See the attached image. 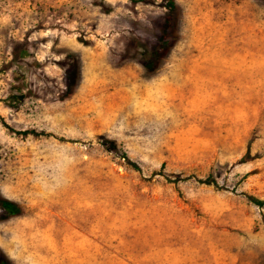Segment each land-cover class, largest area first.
Returning a JSON list of instances; mask_svg holds the SVG:
<instances>
[{"label": "rangeland", "instance_id": "374dc122", "mask_svg": "<svg viewBox=\"0 0 264 264\" xmlns=\"http://www.w3.org/2000/svg\"><path fill=\"white\" fill-rule=\"evenodd\" d=\"M168 1L0 0L5 264H264V0Z\"/></svg>", "mask_w": 264, "mask_h": 264}, {"label": "trees", "instance_id": "16d2710c", "mask_svg": "<svg viewBox=\"0 0 264 264\" xmlns=\"http://www.w3.org/2000/svg\"><path fill=\"white\" fill-rule=\"evenodd\" d=\"M175 12H176V4L173 0H169L167 5V13L163 25V33L160 37L159 47L161 48H167L173 42L172 30L174 29V24H175ZM23 133L24 134L31 133L33 135H38L36 131H24ZM102 144L108 151L118 152L117 145L114 141L109 139H103ZM123 157L126 158V160L129 162V164L132 167H134L137 170H141L139 165L133 161H130V159H128L126 154H124ZM249 160H251V157H250V153L247 152V154L243 157L242 161H249ZM199 182L208 185L217 186V183L213 178L199 179ZM244 194L247 197V199L252 203H254L255 205L260 207L264 206V200H260L253 195H249L246 193ZM0 208L4 211L6 217H12L21 214V207L17 203L10 201L8 199H0ZM0 264H5V259L3 257H0Z\"/></svg>", "mask_w": 264, "mask_h": 264}]
</instances>
